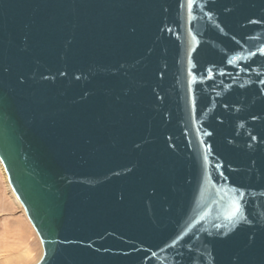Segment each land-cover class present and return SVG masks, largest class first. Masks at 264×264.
I'll return each instance as SVG.
<instances>
[{
    "label": "water",
    "instance_id": "obj_1",
    "mask_svg": "<svg viewBox=\"0 0 264 264\" xmlns=\"http://www.w3.org/2000/svg\"><path fill=\"white\" fill-rule=\"evenodd\" d=\"M0 163L35 264H264V0H0Z\"/></svg>",
    "mask_w": 264,
    "mask_h": 264
},
{
    "label": "rangeland",
    "instance_id": "obj_2",
    "mask_svg": "<svg viewBox=\"0 0 264 264\" xmlns=\"http://www.w3.org/2000/svg\"><path fill=\"white\" fill-rule=\"evenodd\" d=\"M7 185L0 169V264H35L40 242Z\"/></svg>",
    "mask_w": 264,
    "mask_h": 264
},
{
    "label": "bare ground",
    "instance_id": "obj_3",
    "mask_svg": "<svg viewBox=\"0 0 264 264\" xmlns=\"http://www.w3.org/2000/svg\"><path fill=\"white\" fill-rule=\"evenodd\" d=\"M0 169H1V171L4 173V177H5V180L7 181V178H6V175H5V172H4V169H3V167H2V165H1V163H0ZM8 184V183H7ZM8 187H9V185H7ZM10 188V187H9ZM11 190V189H10ZM11 193H12V191H11ZM12 196H13V198L15 199V201H17V199H16V197H15V195L12 193ZM17 203L19 204V202L17 201ZM20 205V204H19ZM22 208V207H21ZM24 212V211H23ZM26 217V216H25ZM27 219V218H26ZM4 259L6 260V256H4ZM7 259H9L8 258V256H7ZM10 260V259H9ZM9 260H6V261H8V263H9ZM11 262V261H10Z\"/></svg>",
    "mask_w": 264,
    "mask_h": 264
},
{
    "label": "snow or ice",
    "instance_id": "obj_4",
    "mask_svg": "<svg viewBox=\"0 0 264 264\" xmlns=\"http://www.w3.org/2000/svg\"><path fill=\"white\" fill-rule=\"evenodd\" d=\"M190 2H191V0H190Z\"/></svg>",
    "mask_w": 264,
    "mask_h": 264
}]
</instances>
